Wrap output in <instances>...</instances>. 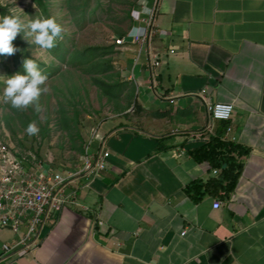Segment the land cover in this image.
Segmentation results:
<instances>
[{
	"label": "crops",
	"instance_id": "obj_1",
	"mask_svg": "<svg viewBox=\"0 0 264 264\" xmlns=\"http://www.w3.org/2000/svg\"><path fill=\"white\" fill-rule=\"evenodd\" d=\"M142 18L121 44L135 103L96 128L104 169L73 179L35 246L3 252L2 232L0 264H264V0H157L140 45ZM212 138L238 150L214 142L208 159Z\"/></svg>",
	"mask_w": 264,
	"mask_h": 264
},
{
	"label": "rangeland",
	"instance_id": "obj_2",
	"mask_svg": "<svg viewBox=\"0 0 264 264\" xmlns=\"http://www.w3.org/2000/svg\"><path fill=\"white\" fill-rule=\"evenodd\" d=\"M60 1L51 0L50 11L53 19L61 27L63 33L61 38L65 44L77 48L113 44L114 52L110 55L113 72L117 71L120 78L125 79L129 70L123 62L122 45L115 43L117 37L114 32L120 31L123 36L130 33L131 23L139 17L137 7L139 0H86L84 20L79 25L70 19L65 8H59ZM83 1L85 0H75L74 4ZM129 1L134 2L136 6L131 7ZM0 5L6 7L10 15H16L24 22L36 18L37 7L32 0H0ZM21 35L25 43H31H28L31 40L30 36H26L24 32H21ZM31 54L46 63L52 59L46 48L35 44L31 47ZM134 67L133 73L136 74L137 68ZM65 68L63 67V74L53 76L44 82L47 91L42 92L37 99L38 111L29 104L16 112L0 100V141L8 142L18 152L30 151L59 170L72 171L83 164L85 146L91 138L92 130L102 121L112 117L114 112L112 104L106 102L105 97L99 94L88 74H82L73 68ZM10 69H12L10 57L0 54L1 81L14 74L8 72ZM72 84L75 86L73 91L69 88ZM3 87L4 85L0 84V91ZM59 102L66 110V115L75 114V120H69L71 125L69 129L64 122L58 124ZM5 113L14 116L13 120H8V124L3 118ZM17 113L20 115L18 116ZM30 122H35L38 128V131L32 135L25 131ZM76 131L81 141L76 136ZM90 141L87 155L96 144L94 139ZM79 145L82 152L76 149ZM2 232H7V229L0 227V240L4 239Z\"/></svg>",
	"mask_w": 264,
	"mask_h": 264
},
{
	"label": "built area",
	"instance_id": "obj_3",
	"mask_svg": "<svg viewBox=\"0 0 264 264\" xmlns=\"http://www.w3.org/2000/svg\"><path fill=\"white\" fill-rule=\"evenodd\" d=\"M156 1L150 6L147 0L137 1L144 24L141 33L136 35L140 45L148 42L153 32ZM124 41L123 36L115 39L119 45ZM147 54L152 64L157 65V55L148 49ZM232 108L230 103L206 104L207 113L216 120H229ZM93 138L98 139L100 151L87 155ZM90 140L85 146L83 164L72 171L59 170L30 151L18 152L8 142L0 141V227L15 234L14 239L1 245L3 252L35 246L44 222L73 201L75 191L68 189L73 179L86 171L104 169L109 153L102 150L103 137L93 129ZM212 205L216 208L219 202L214 201Z\"/></svg>",
	"mask_w": 264,
	"mask_h": 264
},
{
	"label": "trees",
	"instance_id": "obj_4",
	"mask_svg": "<svg viewBox=\"0 0 264 264\" xmlns=\"http://www.w3.org/2000/svg\"><path fill=\"white\" fill-rule=\"evenodd\" d=\"M35 6L37 7L36 18L40 17H52L50 6L51 0H32ZM75 0H61L59 3V8H65L67 13L70 15V19L73 20L74 23L79 25L80 22L84 20L85 8L87 7L86 0L83 2H79L74 4ZM128 4L131 7H135L136 4L134 2L129 1ZM92 10V9H91ZM5 15H10L7 8L0 5V17ZM53 18V17H52ZM55 20V19H54ZM55 22H57L55 20ZM116 37L123 36L122 32H114ZM61 36L63 33H60L58 39L54 41V45L51 48H46L49 55L52 59L49 62H44L43 60L33 56L31 54V47H33L32 43H25L22 39V35L20 32L16 34L14 37L12 44L17 49L9 56L12 62V69L8 72L10 74L15 72L23 73V68L21 67L22 61L24 58L33 59L40 71L46 75V80L49 78L56 76L58 74H63V67H67L68 69L73 68L78 70L82 74H88L89 79L93 85H95L98 89L100 95L104 96L106 102L112 104L113 112H122L125 108H127L132 102L135 103L134 99V85L131 81L120 78V75L117 71L113 72V65L111 54L114 52L113 44L106 45H87L82 48H77L74 45L70 47L65 44V41L62 40ZM57 60V62L55 61ZM65 70H67L65 68ZM45 80V81H46ZM4 81L0 80V84L4 85ZM71 91L74 90L75 86L72 84L69 86ZM7 106L10 104L6 103ZM12 110L18 112V108L11 107ZM57 112L61 115L58 117V124L61 122L66 123L65 126L69 129L71 125H69V120H75V114L73 116L66 115V110H64L61 103H58ZM19 116L20 114L17 113ZM63 116V117H62ZM3 118L9 123L8 120H13L14 116L9 113L3 114ZM76 136L81 141V137L79 133L75 132ZM218 143L219 145H227L230 151H237V146L230 143H222L218 139L212 138L209 140L208 147L205 148L206 158L209 159L210 151L212 149V143ZM79 152H82V148L79 145L76 147ZM237 149V150H236ZM245 151H241V153ZM237 153H240L237 152ZM205 157V156H204ZM229 159L231 161H226L229 166V169L232 171L229 172L227 188H231L234 185V182L237 178L238 172L241 168V163L236 161L233 157L229 156L224 158L222 161ZM220 164V163H219Z\"/></svg>",
	"mask_w": 264,
	"mask_h": 264
},
{
	"label": "clouds",
	"instance_id": "obj_5",
	"mask_svg": "<svg viewBox=\"0 0 264 264\" xmlns=\"http://www.w3.org/2000/svg\"><path fill=\"white\" fill-rule=\"evenodd\" d=\"M18 32H24L26 36L31 37L30 41L27 40L28 43L31 42L41 48H51L60 36L61 27L52 17L34 18L27 22L16 15L0 17V54L11 55L17 50L12 41ZM21 67L23 73L15 72L4 80L0 100L18 109L32 104L34 110L38 111L37 99L42 92L47 91L44 86L46 75L31 58H24ZM25 131L29 135L35 134L38 131L35 122H30Z\"/></svg>",
	"mask_w": 264,
	"mask_h": 264
}]
</instances>
